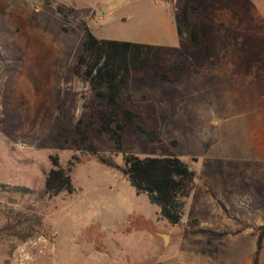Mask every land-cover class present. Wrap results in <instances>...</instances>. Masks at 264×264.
Masks as SVG:
<instances>
[{
    "label": "rangeland",
    "instance_id": "rangeland-1",
    "mask_svg": "<svg viewBox=\"0 0 264 264\" xmlns=\"http://www.w3.org/2000/svg\"><path fill=\"white\" fill-rule=\"evenodd\" d=\"M203 12L215 65L180 46L176 25L188 12L175 0H0V185L33 192L0 187V264H264V0H208ZM85 27L166 48L164 67L189 65L174 83L132 73L121 94L162 141L126 132L124 153L168 150L195 171L178 225L72 146L95 99L73 73ZM100 154L124 166L106 136ZM54 155L63 168L73 162L75 192L42 198ZM27 218L41 224L22 242Z\"/></svg>",
    "mask_w": 264,
    "mask_h": 264
},
{
    "label": "trees",
    "instance_id": "trees-1",
    "mask_svg": "<svg viewBox=\"0 0 264 264\" xmlns=\"http://www.w3.org/2000/svg\"><path fill=\"white\" fill-rule=\"evenodd\" d=\"M207 1L175 0L180 9L188 12V19L176 25V33L180 46L200 52L206 63L215 65L218 57L201 33L205 20L203 7ZM165 53L166 48L161 46L98 39L85 27L83 53L77 58L73 73L89 85L95 99L85 105L89 111L88 120H78L74 125L76 137L72 140V146L76 152L94 156L99 164L118 170L136 195H146L148 201L159 209L160 217L174 226L181 222L185 200L194 187L195 171H190L188 164L168 150L159 157L139 158L125 154L123 145L126 132L135 134L156 148L162 145L159 131L148 128L144 117L131 107V98L122 99L121 94L129 87L132 73L163 83H174L189 73V65L184 62L164 67ZM65 117L59 111L57 119ZM104 136L123 155V167L118 166L112 158L100 154ZM172 143L175 144L174 141ZM59 148L63 149V145ZM49 159L51 169L45 176L41 197L50 199L60 193L72 195L75 192L70 177L73 162L63 168L58 156H50ZM73 160L78 159L75 156ZM0 187L21 195L33 194L23 186ZM21 223H26L25 231L15 233V237L22 242L32 236L34 226L41 224L38 219L30 218ZM257 230L264 233V225Z\"/></svg>",
    "mask_w": 264,
    "mask_h": 264
},
{
    "label": "water",
    "instance_id": "water-1",
    "mask_svg": "<svg viewBox=\"0 0 264 264\" xmlns=\"http://www.w3.org/2000/svg\"><path fill=\"white\" fill-rule=\"evenodd\" d=\"M188 169H189L190 171L193 170L192 166H188Z\"/></svg>",
    "mask_w": 264,
    "mask_h": 264
}]
</instances>
